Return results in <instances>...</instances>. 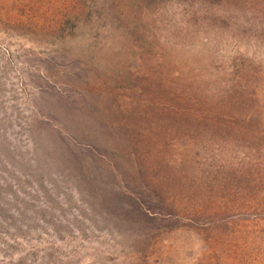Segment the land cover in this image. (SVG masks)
I'll use <instances>...</instances> for the list:
<instances>
[{"label": "rangeland", "instance_id": "1", "mask_svg": "<svg viewBox=\"0 0 264 264\" xmlns=\"http://www.w3.org/2000/svg\"><path fill=\"white\" fill-rule=\"evenodd\" d=\"M0 264H264V0H0Z\"/></svg>", "mask_w": 264, "mask_h": 264}]
</instances>
